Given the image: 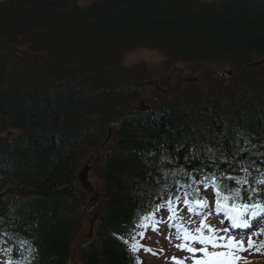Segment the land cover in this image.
I'll return each instance as SVG.
<instances>
[{"label":"trees","instance_id":"1","mask_svg":"<svg viewBox=\"0 0 264 264\" xmlns=\"http://www.w3.org/2000/svg\"><path fill=\"white\" fill-rule=\"evenodd\" d=\"M79 1H0V237L9 258L71 264L77 167L108 126L106 201L82 264H134L123 241L173 166L209 180L245 169L251 183L232 189L264 198L250 174L264 176V63L253 80L134 113L139 89L122 65L137 48L234 67L263 58L264 0Z\"/></svg>","mask_w":264,"mask_h":264},{"label":"rangeland","instance_id":"2","mask_svg":"<svg viewBox=\"0 0 264 264\" xmlns=\"http://www.w3.org/2000/svg\"><path fill=\"white\" fill-rule=\"evenodd\" d=\"M92 1L93 0H80L78 4L84 6ZM122 65L131 68V71L134 72V80H136L138 86L143 81L156 79L159 85L166 88L168 85L171 87L170 91L162 93L154 88L149 89L147 86H142L141 94L135 103V107H139L138 103L142 99L144 100L145 104L156 106L159 104L169 103L174 97L193 98L195 96L201 95L202 92L208 91L210 87L217 84V78L225 77L221 82L218 81V83L221 85H226L228 83L229 85H235L241 78L246 81L247 79L253 80L256 77L251 76H256L257 73H259V68L257 66L245 67L240 65L239 67H233L227 63L218 65L207 62L188 63L181 60H169L166 59L159 51L149 48H137L128 51L123 57ZM224 71H228L230 74L227 75L224 73ZM180 78L184 80L190 79L192 82H185ZM10 134L13 135L16 134V132H11ZM100 150L101 146H96L88 150L80 160L77 168L78 173V171H80L84 165L88 167L86 181L90 184V191L86 192L85 188L83 189L80 187V185H78V190L83 200L82 205L84 206L88 217L95 215L101 203L103 202L102 182L99 176ZM88 211L91 212L89 213ZM178 211H180V209H178ZM155 215L158 216V220L168 221V224H171V220H169V216L171 215L170 213L163 211V214H161V212H156ZM178 216L182 219L177 222V225L184 224V226L189 230L199 226L201 218L196 220L191 219L192 222L190 223L189 216L184 214H180ZM83 217H85V214ZM86 217L81 221L78 231L79 233L76 234L75 238L77 242L81 241L80 236L82 235V231L86 228V225H89L88 221H86ZM206 223L217 229L222 228L221 224L218 222L207 220ZM95 225L91 226L90 229H93ZM149 225H151V223H149ZM162 226L163 224L159 225V227L162 229V232L159 234L152 232L150 228L145 229L144 232L146 233V238L139 240L140 244L151 249L150 252L145 251L144 248H141L138 251V253L142 256L144 264H171L172 256L177 252H181L178 251L174 246L175 244L180 243L179 240L174 238L176 232L169 235V233L164 232L165 228ZM85 233H87V231H85ZM221 234L223 235L224 233ZM165 236H171L172 242L169 243ZM239 255L242 258L238 260V264H245V261L250 262V264L260 263V257L253 254L251 255L250 250L247 251L246 254L241 252ZM186 256L189 255H181L176 257ZM0 264H5V262L2 261ZM72 264H80L77 255H74Z\"/></svg>","mask_w":264,"mask_h":264},{"label":"snow or ice","instance_id":"3","mask_svg":"<svg viewBox=\"0 0 264 264\" xmlns=\"http://www.w3.org/2000/svg\"><path fill=\"white\" fill-rule=\"evenodd\" d=\"M232 180L233 177H227ZM204 190L207 191L209 187L212 188L214 195V207L209 205V201L206 197H200V189H194L192 192L184 191L183 199L179 194H176L173 198H168L163 204H157L155 211L151 212L149 216L143 218L142 222L136 227L149 229L155 233H161L162 229L160 224H164L166 227L171 226L176 228L175 239L180 243L174 246L178 251L187 252L189 256L184 258L172 257L173 264H185L190 258L192 264H237V261L242 257L238 253L245 251H255L257 253H264V241L259 243L252 240L249 236L247 247L244 246L243 241H234L231 236L227 235L229 227L224 226L222 228H214L212 225L206 223L209 216L223 213L232 228H253L258 227L261 220H264V198L259 196L258 188H242L236 187L229 189L227 186L221 188L219 184L212 180L209 182L207 178L202 181ZM237 185L247 184V180H235ZM258 184H264V180L257 181ZM242 192L244 193L242 195ZM191 197V198H190ZM255 197V199H254ZM175 201V202H174ZM182 203L184 208L187 209L189 214H195L201 216L199 226L189 230L184 224L169 225L168 221L156 220L151 225L144 223V220H149L151 217H155L156 212L166 211L170 213L169 220H174L178 217V205ZM163 210V211H162ZM207 210V211H203ZM182 219V218H181ZM189 222L191 223V216H189ZM224 220H221V224ZM221 233H224L223 235ZM256 236L264 235V228H259L254 233ZM139 236L141 240L146 238V233L141 231L131 237L134 241L130 244V249L133 252L139 251L144 248L145 251H151L144 245L140 244L136 240V236ZM165 238L172 242L171 236H165ZM123 243L129 244L128 240H124ZM198 245V247L196 246ZM155 254V253H153ZM11 264V262H9ZM245 264L250 262L245 261Z\"/></svg>","mask_w":264,"mask_h":264},{"label":"bare ground","instance_id":"4","mask_svg":"<svg viewBox=\"0 0 264 264\" xmlns=\"http://www.w3.org/2000/svg\"><path fill=\"white\" fill-rule=\"evenodd\" d=\"M171 90V87H170V85H168V87L166 88V91L168 92V91H170ZM151 177V176H150Z\"/></svg>","mask_w":264,"mask_h":264}]
</instances>
